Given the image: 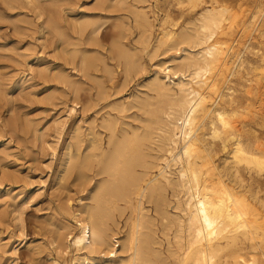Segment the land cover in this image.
I'll return each mask as SVG.
<instances>
[{
	"label": "rangeland",
	"instance_id": "obj_1",
	"mask_svg": "<svg viewBox=\"0 0 264 264\" xmlns=\"http://www.w3.org/2000/svg\"><path fill=\"white\" fill-rule=\"evenodd\" d=\"M24 1L26 2V0ZM36 1L43 12L42 14L44 15L45 13L44 16H41L40 20L43 17L45 19L41 21L38 19V14L36 15L37 10L33 5L31 7L22 1L11 3L13 0H0V240L2 239L3 242L0 241L3 245L0 248V250L2 249L0 252V264H51L53 258L59 260L60 264H74L75 258L79 257L81 253H78L73 245H70L69 249L66 247V244V246L63 245L64 240H62L63 238L60 234L71 229L77 232L76 221L73 215H75L77 210L81 211L88 202L89 204L92 202L89 198L91 197V190L94 188V185L108 178L105 174L98 175L96 173L97 162L94 156L101 149L108 152L112 148L113 143L110 142L112 130H109L110 128L106 124L109 122L113 124V132L116 134L114 137H117L116 139L118 140L122 139L124 135L133 134L132 132L143 131L142 128L144 129V126H146L143 123H147L144 120H147L149 117L148 108L145 107V103L146 105L157 104L156 91L154 92V87L151 83L152 78L159 71V66L164 62L170 61L172 56L176 54V49L170 46L169 48L172 49H169L167 43H163L164 45L159 44V37L164 31L171 30L177 33L182 28L193 27L194 21L198 22L199 14L206 8L212 7L215 3V5L219 3L228 7V12L225 14L227 19L223 21V27H226L227 34L219 36L221 41L225 40L227 44L229 41V44L234 45L231 62L237 66L233 64L230 79L225 83L222 82L223 85L220 84L222 85L220 89L223 93V99L221 98L220 103L229 111L232 107L237 108L239 115L237 114L238 116L236 115L235 119L238 117L239 120L241 119L244 122V124L243 122L240 124L243 127L242 129L248 134L246 137H252L255 134L264 139V108L262 110L263 114H258L259 116L255 111L257 107L259 113L261 112L260 108L264 107V103L260 102L264 101V99H260L264 98V95L262 92H259L261 90L254 88L256 86L255 81L259 82L260 78L264 75V60L262 59L264 58V0H126L125 5L117 3L118 0H113V2H108L110 6L105 3L106 7L105 5H99L96 0H65V2L64 0ZM114 1L116 2L114 3ZM114 4L119 5L113 7ZM100 6H103V8ZM141 6L147 9L146 12L149 20H151L152 27H143L144 22L142 18L140 19L137 16L136 9L137 7L141 8ZM68 7H72V10ZM50 14L58 16V20L60 21L61 19V22L63 21L62 24L59 22L60 31L67 42L70 40V46L69 43H67L68 45L65 43L62 45L58 33L53 29L46 28V30L44 28L40 29L41 31L39 30L40 25L43 24ZM229 16L231 17L229 18ZM85 18L88 21L90 20V22L94 19L93 21L97 23L93 25L88 22L84 26L86 30L84 27V29H81L78 20L82 21ZM140 23H142V26L140 25L139 27ZM228 25H231V27H228ZM141 27L149 29V31L146 30V33L145 30L140 29ZM18 28H22L23 30ZM93 28H97V33L91 32ZM246 29H251V31H247ZM51 31L52 34L49 33ZM142 31L144 32L142 33ZM147 35H150L149 39L146 38ZM68 37L70 38L68 39ZM52 38L54 43L51 41ZM93 39H95V42ZM76 43L79 44L78 49L80 52L83 53L84 51L86 58L94 62L95 66L87 68L86 72L78 70L80 68L79 62L85 56L81 53L84 56L81 57L78 49L74 51V48H77ZM123 43L125 46H128L125 47ZM157 44L159 45L157 46ZM119 46L120 48L118 49ZM159 46L160 49H158ZM153 47L155 48L151 51ZM127 48L129 49V56L123 52ZM235 49H238L237 51L239 52ZM155 52L156 55H154ZM69 53L70 55L71 53L74 55L70 56ZM25 55L26 57H24ZM97 58H101V61H98ZM132 58H134L133 61ZM239 58L242 62L241 60L239 61ZM127 61L132 62L127 66ZM134 61L136 62L134 63ZM30 65L35 67V69ZM77 65L78 68L76 67ZM108 65L109 67H107ZM58 68L64 69L74 81H79V86L76 81L75 87L71 86V89L69 88L70 85L65 84L57 78L54 74ZM39 71L42 72L41 74L46 79ZM49 71L54 74H51V76L48 73L47 75L46 73ZM86 73L87 75H85ZM260 74L262 75L260 76ZM49 76L53 78L51 79ZM160 77L164 79L163 72H160ZM1 78H3L2 81ZM250 86L254 88H252V92ZM1 88L3 89L1 90ZM55 88L56 92L53 90ZM255 89H258V92ZM57 91L62 92V95L61 93L58 94ZM247 91L249 92L247 93ZM50 93H53V98L49 96ZM259 93L260 95H258ZM47 94L48 96L46 97L45 95ZM56 95L62 98L57 99L56 97L55 99ZM143 98H146V101ZM231 98L234 102L232 105H229L226 101H229ZM124 106L126 110L122 108ZM248 106L253 108L250 107V109ZM72 107H74L73 111H71ZM247 110L250 111V114ZM242 112L244 116L247 114L248 118H250L248 119L247 115L245 116L246 118L242 117L243 115L240 116ZM134 114L137 117L135 121L136 117H133ZM108 115L110 116L109 118ZM57 117H60L61 121H63L59 126L60 128L54 125V119ZM140 120L142 121L140 122ZM103 122L106 124H102ZM91 127L93 129L89 130ZM129 127H133V130ZM78 128L80 129L78 130ZM250 128H252L251 132ZM208 130L209 127L207 126L206 131ZM38 131L40 134L42 133L41 136L38 134ZM97 135L98 137H96ZM206 136L209 138V135ZM91 142L92 144L95 142L99 148L101 146L100 150L95 149L96 151H92L94 145L92 146ZM149 145L150 147H148ZM104 146L105 148L103 149ZM215 147L218 152L217 159L223 161L228 152L222 151L219 143H216ZM66 148H70V152L74 156H77V154L84 155L83 151L86 152L85 157L89 156L90 166H92L91 171H88L89 176L91 174L90 179H92L90 182L81 180H79L81 183L78 182V171L76 169H68L67 166H62L65 165L66 151H68ZM150 148L154 149L150 150ZM144 149L147 154L156 155L158 147L156 143L148 142L144 146ZM88 153L91 155V158ZM138 169L141 170L140 167ZM243 176L245 177V184L247 185L245 189L247 190H243V188L242 190L246 191L248 195L256 197V199L259 197L258 200L264 204V170L260 173H250L247 170H243ZM257 191L258 195H256ZM167 194L169 200L174 201L168 200L164 208H167L171 213H177L175 197H173L172 191H168ZM146 203V209H149V212L153 216L157 215L153 204ZM169 205L171 206L169 207ZM17 207H21L20 210L22 211L19 208L17 209ZM15 209L22 213L23 227L13 219L17 213ZM128 215L129 211L126 210L123 218L119 219V230L116 229V225L112 224L113 229L117 232L124 231L126 229L124 222ZM155 217L157 218L155 220L156 227L162 229L161 216ZM159 235L162 240V248L166 251L168 244L167 237L161 234V230ZM56 240H59L58 242L64 246L61 250H64V252L66 250V253L61 251V253H58L59 256H57L60 247L59 245L57 248L55 247L58 244ZM62 245L61 247H63ZM118 249L121 250V247L119 246ZM262 252L264 253V243L257 249V255L264 260ZM124 256L126 257L125 253H120V256L117 257V262L119 263L120 259L124 258ZM96 260L99 264L106 263L104 261L105 258L102 259V257H97ZM80 264L85 263L81 261Z\"/></svg>",
	"mask_w": 264,
	"mask_h": 264
},
{
	"label": "bare ground",
	"instance_id": "obj_2",
	"mask_svg": "<svg viewBox=\"0 0 264 264\" xmlns=\"http://www.w3.org/2000/svg\"><path fill=\"white\" fill-rule=\"evenodd\" d=\"M14 1L25 2L24 0H13L11 3H14ZM96 1L99 5L103 6L105 3L108 4V2H113V0ZM36 2V0L35 2L34 0H26L25 3L30 6H34L37 10V13H35L36 15L38 14L37 17H39L38 19L40 20L43 12ZM115 2L116 1H114V3ZM125 2L126 0H118L117 3L125 5ZM215 4L212 7L206 8L199 14L200 16L197 19L198 22L196 23V21H194L195 24L193 27L182 28V30L177 33L171 30L164 31L159 37V44L162 45L163 43H167L168 48L170 46L176 49V54L172 56L170 61L162 63V65L159 66V71H157L155 76L152 78L151 83L154 87V92L156 91L157 104L146 105L145 103V107L148 108L149 117L147 120H144L147 123H143L146 125L144 126V129L142 128L143 131L132 132L133 134L124 135L122 139L118 140L116 139L117 137H114L116 134L113 132V124L110 122L107 124L103 122L102 124H106L110 128L109 130H112V132L110 131L112 135L109 133L111 135L110 142L113 143L112 148L110 150L108 149L109 151L107 152L102 149L100 150L101 146L99 148L95 142L93 144L91 142V145H94L92 151L95 149L100 150L98 154H94L97 159H95L97 162V164L95 163L97 165L96 173H98V175L105 174L108 178H106L105 181L102 182L101 180L97 183V185H94V188L91 190V197L88 196L90 197L89 200L92 202H90V204L88 202V204H86L81 211L77 210L75 215H73L76 221L75 226L77 232H74L71 229L66 232H61L60 234L63 238L62 240H64L63 245L66 244L67 246H65L67 248L70 247V245H73L76 251L81 253V255L79 254V257L75 258L74 264H80L81 261L85 264H99L96 260L97 257H102V259L105 258L104 261L106 263L103 262L104 264H264V260L257 255V249L264 243V204L258 200V196V199H256V197H252L248 195L246 191H243L247 188V185L245 184V177L243 176V170H247L250 173H260L264 170V139L255 134L252 135V137H246L248 134L244 131V129H242L243 127L240 124L243 121H241V119L239 120L238 117V120L235 119L236 115H239L237 108L232 107L229 111L225 106H223V104L220 103L223 96L220 89L223 85L222 82H227L232 75L234 63L231 62V59L232 53H234V45L229 44V41V45L225 40L221 41L219 36L221 34H227L226 27H223V21L227 19L225 14L228 12V7L220 5L219 3H217L218 5ZM118 5L114 4L113 7ZM103 6L100 7L103 8ZM70 9L72 10V7ZM70 9L69 11H71ZM146 10L147 9L142 6L141 8L137 7L136 9L137 16L140 19L142 18L144 22L143 27L145 28L152 27L150 22L151 20H149ZM50 15H48L49 17L44 20L42 25H40L41 27L38 25L40 27H38L39 30L44 28H48L50 30L53 29L58 33L61 41L60 43L62 45L64 43L68 45L67 43H69L70 46V40L67 42L63 33L60 31L59 22L62 24L63 21L61 22V19L59 21L57 18L58 16ZM230 17L231 16H229V18ZM87 18L82 21L78 20L81 29H84L85 24L90 22ZM43 19L45 18L43 17ZM93 20L94 19H92L90 23L95 25L97 22ZM141 24L142 23L139 24V27ZM228 27H231V25H228ZM140 29L149 31V29H144L142 27ZM246 30L251 31V29ZM91 32L97 33V28H93ZM143 32L144 31H142V33ZM49 33L52 34V31ZM69 38L70 37H68V39ZM146 38L149 39L150 35H147ZM56 40L58 39L56 38ZM94 40L95 39H93V41ZM51 41H53V38ZM76 44L77 48H74V51L78 49L79 44ZM159 44H157V46ZM127 46L128 45L125 47ZM160 46L158 49H160ZM119 48L120 46L118 49ZM128 48L123 51L126 55H128ZM154 48L155 47H153L151 51H153ZM74 51L72 50L73 53ZM156 52L154 55H156ZM81 53L82 52H80V54ZM82 54L85 56L84 51ZM82 54L80 55L81 57L83 56ZM71 55L73 56L74 54L71 53ZM24 57H26V55ZM262 59L264 60V58ZM97 60L101 61V58H97ZM133 60L134 58H132V61ZM240 60L241 59L239 58V61ZM71 61L73 62V60ZM131 62L127 61V66L130 65ZM135 62L136 61H134V63ZM109 65L107 67H109ZM93 66H95L94 62L85 56L80 60V68L78 70L86 72V70H88L87 68H93ZM76 67L78 68V65ZM33 68L35 69V67ZM62 68H58L57 71L54 70L56 73L53 74L65 84L70 85L69 88H71V86L75 87L77 80L74 81L72 77ZM138 68L140 69V67ZM78 70L77 72H79ZM39 72L40 74L42 73L41 71ZM160 72H163L164 79L163 77H160ZM48 73H50V75L52 74L50 71L46 74L48 75ZM85 75H87V73ZM261 75L262 74H260V76ZM42 76L44 77V75ZM2 80L3 78H1V81ZM77 82L79 86V81ZM148 83L147 85H149ZM255 84L256 86L253 85L254 88L261 90L259 92H262L264 95V75L260 78L259 82L255 81ZM56 88L53 89L55 92ZM252 88L253 87H251V92L253 91ZM2 89L3 88H1V90ZM248 92L249 91H247V93ZM57 93H61L62 95V92L57 91ZM215 93H217V95H215ZM57 95L54 97L55 99L56 97L57 99L62 98ZM258 95H260V93ZM45 96L47 97L48 94ZM49 96L52 97L53 93H50ZM100 96L102 95L100 94ZM143 99L146 101V98ZM260 99L264 98L262 97ZM227 102L229 105H232L234 100L231 98L229 101H226V103ZM260 102L264 103V101ZM114 105L113 107H115ZM250 107L248 106V108ZM122 108L126 110L125 106ZM263 108L264 107H261V112L258 113L257 110L259 109L256 107V114H263ZM73 110L74 107L71 108V111ZM138 111H140V109H138ZM248 112L250 114V111ZM135 114L133 115L134 118L136 117ZM109 115L108 118L110 117ZM242 115L243 112L240 116ZM245 116L243 115L242 117L248 118V115L246 117ZM136 119L137 117L134 121ZM141 121L142 120H140V122ZM62 123L63 121H61L60 117L54 119L55 127L60 128L59 126ZM125 125L128 126L127 124ZM207 126L209 127L208 131H206ZM80 128H78V130ZM129 128H132L133 130V127ZM92 129L93 128L91 127L89 130ZM249 130L251 132L252 128ZM126 133L128 134V132ZM38 134H40V132ZM206 135H209L210 139ZM36 136L38 135L36 134ZM96 137H98V135ZM95 141L97 142V140ZM148 142L157 144L158 150L157 154L155 153L156 155L147 154L145 152L146 148L144 149V146ZM216 143L220 144L222 151L228 152V155L225 159L223 158V161L218 160L216 157L218 153L215 147ZM78 146L80 145L78 144ZM148 147H150V145ZM104 148L105 146L103 149ZM66 149L68 151H66L67 156L65 159V165L62 166H67L68 169H76L79 177L77 178L78 182H80L79 180L90 182L92 179H90L91 174L89 176L88 171H91L90 169H92V166H90L89 156H86L87 158L85 157V151H83L84 155L82 156L77 153V156H74V154H71L70 148ZM152 149L150 148V150ZM138 167H140L141 170H139ZM154 171H156V173H154ZM251 178H253V176H251ZM80 183H78V185H80ZM88 185L87 187H89ZM170 190L172 191L173 197H175L176 210L178 211L177 213H171L167 210V208H164L169 200L167 192ZM256 195H258V191ZM169 201L172 200L170 199ZM146 202L153 204L155 212L157 213V215L154 214L155 216H161L163 223L162 229H158L156 227L155 220L157 218L149 212V209H146ZM170 206L171 205H169V207ZM18 208L20 210L21 207H17V209ZM19 210L17 211L15 209L17 213L13 219H15L17 221L16 223H20L19 225L23 227L24 223L22 213L20 212L22 210ZM126 210L129 211L126 221H123L126 229L124 228V231L117 232L113 229L112 224L116 225V229H118L120 224L119 219L123 218ZM160 230L161 234L167 237L168 244L166 251L162 248V240L159 235ZM57 233L59 234V232ZM170 234L172 235L171 237ZM0 241L2 242V239ZM58 241L57 245H55L56 243L54 244L56 248L58 245L60 247V250L57 252V256H59V252H64V250H61L64 246ZM1 242L0 248L3 246V242ZM118 242L119 244H117ZM61 245L63 247H61ZM119 246L121 247V250H119L120 248L118 249ZM64 253H66V250ZM120 253H125L126 257L124 256V258L120 259L118 263L117 257L120 256ZM51 264H60V261L53 258Z\"/></svg>",
	"mask_w": 264,
	"mask_h": 264
}]
</instances>
